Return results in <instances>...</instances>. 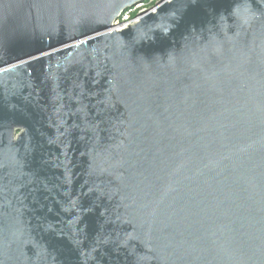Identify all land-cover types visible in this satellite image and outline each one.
Wrapping results in <instances>:
<instances>
[{
    "label": "water",
    "instance_id": "water-1",
    "mask_svg": "<svg viewBox=\"0 0 264 264\" xmlns=\"http://www.w3.org/2000/svg\"><path fill=\"white\" fill-rule=\"evenodd\" d=\"M144 1L0 0V264H264V4Z\"/></svg>",
    "mask_w": 264,
    "mask_h": 264
},
{
    "label": "built area",
    "instance_id": "built-area-1",
    "mask_svg": "<svg viewBox=\"0 0 264 264\" xmlns=\"http://www.w3.org/2000/svg\"><path fill=\"white\" fill-rule=\"evenodd\" d=\"M161 0H146L144 2H141L130 9L126 10L122 16L116 21V23L113 25L116 30H122L127 28L130 24H135L140 20L139 13L143 10H149L151 9V12H154L157 10V4L160 3ZM170 1V0H168Z\"/></svg>",
    "mask_w": 264,
    "mask_h": 264
},
{
    "label": "snow or ice",
    "instance_id": "snow-or-ice-1",
    "mask_svg": "<svg viewBox=\"0 0 264 264\" xmlns=\"http://www.w3.org/2000/svg\"><path fill=\"white\" fill-rule=\"evenodd\" d=\"M246 2H247V3H251L252 0H246ZM259 2H260L261 4H264V0H259ZM246 11L248 12V14H249L250 16L254 15V13L252 12L251 9H247Z\"/></svg>",
    "mask_w": 264,
    "mask_h": 264
},
{
    "label": "bare ground",
    "instance_id": "bare-ground-1",
    "mask_svg": "<svg viewBox=\"0 0 264 264\" xmlns=\"http://www.w3.org/2000/svg\"><path fill=\"white\" fill-rule=\"evenodd\" d=\"M112 28V27H111ZM116 30V29H115Z\"/></svg>",
    "mask_w": 264,
    "mask_h": 264
}]
</instances>
